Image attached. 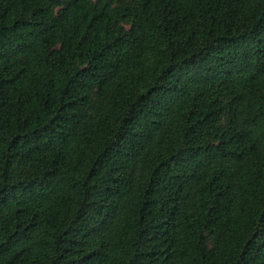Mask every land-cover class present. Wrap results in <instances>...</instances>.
Returning a JSON list of instances; mask_svg holds the SVG:
<instances>
[{
	"label": "trees",
	"instance_id": "1",
	"mask_svg": "<svg viewBox=\"0 0 264 264\" xmlns=\"http://www.w3.org/2000/svg\"><path fill=\"white\" fill-rule=\"evenodd\" d=\"M0 264H264V0H0Z\"/></svg>",
	"mask_w": 264,
	"mask_h": 264
}]
</instances>
